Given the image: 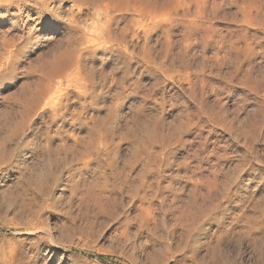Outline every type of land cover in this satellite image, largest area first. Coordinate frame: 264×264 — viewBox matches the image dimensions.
<instances>
[{"label":"rangeland","instance_id":"rangeland-1","mask_svg":"<svg viewBox=\"0 0 264 264\" xmlns=\"http://www.w3.org/2000/svg\"><path fill=\"white\" fill-rule=\"evenodd\" d=\"M43 1L0 8V264H264V0Z\"/></svg>","mask_w":264,"mask_h":264},{"label":"bare ground","instance_id":"bare-ground-1","mask_svg":"<svg viewBox=\"0 0 264 264\" xmlns=\"http://www.w3.org/2000/svg\"><path fill=\"white\" fill-rule=\"evenodd\" d=\"M17 1L18 0H0V8H3V7H7V8H13V7H16V6H18V4H17ZM19 1H21V0H19ZM67 0H47V1H43V2H41V4H40V7H42V8H44V9H47L48 8V6H49V2H51V3H54V2H60V3H63V2H66ZM92 3L95 1V0H90ZM115 1H118V0H115ZM151 4V3H150ZM153 5V4H152ZM151 5V6H152ZM7 8H5V9H7ZM103 8H108V5H105V6H103ZM41 22V24H44V22L43 21H40ZM61 53H63V52H61ZM60 53V54H61ZM59 54V55H60ZM62 55V54H61ZM60 55V58L62 57ZM64 55V54H63ZM65 56V55H64ZM60 58H59V60H57V61H52L53 63H51L50 62V68L48 67V70L50 71V74L51 75H56L57 73H58V71H59V69H60V67L61 66H65L67 63H65V62H62V59H61V62H59L60 61ZM64 59V58H63ZM48 71V72H49ZM123 80V79H122ZM41 97H42V95H40V94H37L36 96H35V98H34V103H35V101L38 103V100L40 101V99H41ZM20 128H22V127H20ZM8 140V139H7ZM11 141V140H10ZM10 141H5L4 140V142H1L0 143V163H1V165H2V169H5L6 170V167H7V170H10V167H8V164H10V162H11V159H12V155L13 154H8V153H6L7 151L5 150V144H7V143H10ZM61 148V147H60ZM82 148H84V147H82ZM49 148H47V153H49V150H48ZM63 149H65V148H63ZM62 150V149H61ZM87 149H86V147L84 148V151H86ZM57 151H59V150H57ZM80 151V150H79ZM83 151V149H82V151H81V154H80V156H82V154H83V156H84V152ZM61 152V151H60ZM65 152H66V150H65ZM64 155L66 154V153H64V151L62 152ZM82 158V157H81ZM81 158H79V159H81ZM78 159V160H79ZM76 161H77V159H76ZM61 165H62V170H60L61 172H63V171H66V170H68V169H65V166H66V163H65V158H63V159H61V163H60ZM45 166H46V168H45V170H47L48 171V173L49 174H47V177L45 178V179H42V177L41 178H37V182L34 184V183H32V185L30 184V185H28L29 186V188H28V190H29V192H30V199L31 200H34L35 201V199H37L39 196H41V194H42V188H43V181H44V184H47V182L46 181H48L50 178H52V180H54V181H56L57 179H58V177H56V178H53L54 177V174L53 173H55L57 170L56 169H54L56 166H58V163H57V161L55 160V159H53V157H51L50 156V154H47V160H46V164H45ZM71 168V167H70ZM81 169H82V167H81ZM73 170V169H72ZM69 171V170H68ZM74 171V170H73ZM72 171V172H73ZM76 171V170H75ZM77 171H78V169H77ZM79 173V172H78ZM81 173V172H80ZM78 175V174H77ZM72 178H73V176H72ZM51 180V179H50ZM54 181H53V183H54ZM33 182V181H32ZM50 182V181H49ZM29 183H31V181L29 182ZM51 183V182H50ZM50 183H48V184H50ZM47 184V185H48ZM54 186V185H53ZM53 186H52V188H53ZM48 187V186H47ZM50 188V187H49ZM44 189V188H43ZM46 189V188H45ZM51 189V188H50ZM49 189V190H50ZM45 191H47V189L45 190ZM52 191V190H51ZM44 192V191H43ZM227 193V192H226ZM46 195V194H45ZM44 195V196H45ZM34 201H32V202H34ZM30 202V201H29ZM263 203H264V199H263V201H262ZM34 204V203H33ZM32 204V205H33ZM35 205V204H34ZM27 206H29V205H27ZM30 207V206H29ZM263 230V226H262V223L259 221V220H257V218L254 216V215H239V216H237L236 218H234V220H232V222H231V225L225 230V235L228 237V238H230V239H232V240H241V239H246V240H255L256 238H257V236L258 235H261V231ZM221 237V236H220Z\"/></svg>","mask_w":264,"mask_h":264},{"label":"trees","instance_id":"trees-1","mask_svg":"<svg viewBox=\"0 0 264 264\" xmlns=\"http://www.w3.org/2000/svg\"><path fill=\"white\" fill-rule=\"evenodd\" d=\"M101 259V258H100Z\"/></svg>","mask_w":264,"mask_h":264}]
</instances>
